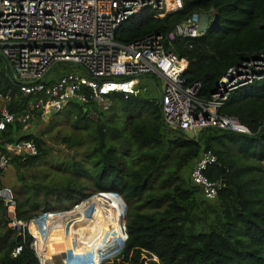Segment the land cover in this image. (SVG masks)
Wrapping results in <instances>:
<instances>
[{"label": "trees", "instance_id": "trees-1", "mask_svg": "<svg viewBox=\"0 0 264 264\" xmlns=\"http://www.w3.org/2000/svg\"><path fill=\"white\" fill-rule=\"evenodd\" d=\"M195 12L216 14L219 20L214 19L203 35L176 38L173 43L178 56L189 63L185 77L189 83L201 82L199 97L209 100L229 68L264 53V0H184L183 8L163 16L146 8L122 22L115 38L129 44L152 34L167 35ZM68 72L76 69L67 64L54 69L55 75ZM10 88L18 95L9 108L18 116L29 99L18 93L0 58V92ZM151 91H138L129 98L116 93L108 110L91 100L68 105L75 126L94 138L93 190L68 182L56 188L58 200H68L71 207L101 191L123 197L127 238L120 252L101 264H264V79L234 90L220 109L249 126L252 135L207 127L191 139L184 131L169 130L161 108L149 100ZM92 111H97V118L91 117ZM35 113L37 118L46 116L44 107ZM23 129L24 124L15 121L0 130V155L8 152L9 144L25 140L38 147L39 154L24 161L21 154L12 155L9 165L19 170L48 153L43 134L22 133ZM64 140L73 147L83 139ZM209 150L218 163L206 173L226 184L213 200L191 177L195 164ZM72 166L91 172L75 160ZM45 204L48 212L49 201ZM39 206L37 200L31 208L36 212L30 213L17 203L18 218L29 220L40 214ZM10 215L0 196V264H40L30 245L32 238L11 230ZM20 245L22 251L13 256Z\"/></svg>", "mask_w": 264, "mask_h": 264}, {"label": "built area", "instance_id": "built-area-1", "mask_svg": "<svg viewBox=\"0 0 264 264\" xmlns=\"http://www.w3.org/2000/svg\"><path fill=\"white\" fill-rule=\"evenodd\" d=\"M183 6L184 0H0L3 69L22 98L29 99L17 116L9 108L17 92L13 88L0 92V130L15 121L26 128L41 107L46 116L51 109L59 112L71 102L85 104L91 100L106 109L116 93L129 98L138 91L152 90L149 100L161 108L169 130L184 131L191 139H197L199 131L207 127L252 135L249 126L237 117L220 113V109L234 90L264 79V53L229 68L211 99L203 100L199 97L201 82L189 83L185 77L189 63L178 56L173 41L203 35L212 23L208 14L193 13L167 35L152 34L129 44L115 38L122 22L146 8L163 16ZM59 64L71 65L76 72L55 75ZM13 154H21L24 161L38 155L39 150L32 140L11 143L8 152L0 155V169H6ZM215 163L217 155L206 151L191 172L194 183L210 200L226 185L222 179L212 180L207 175L209 166ZM0 196L11 214V230L32 238L30 245L40 264L53 261L56 255L49 253L48 244L51 237L64 232V214L70 211H48L21 220L11 192L0 188ZM93 197V201L96 197L103 199L108 211L120 221V216L126 215L127 205L120 194L101 191ZM83 205L81 202L73 210ZM92 206L90 212L94 211ZM121 236L125 241L126 222ZM109 248L104 253L99 249L101 260L95 264L116 256L123 247ZM22 249V245L17 246L12 255L17 256ZM60 256L62 264H71L62 253Z\"/></svg>", "mask_w": 264, "mask_h": 264}, {"label": "rangeland", "instance_id": "rangeland-1", "mask_svg": "<svg viewBox=\"0 0 264 264\" xmlns=\"http://www.w3.org/2000/svg\"><path fill=\"white\" fill-rule=\"evenodd\" d=\"M211 21L212 23L214 22L213 16H211ZM147 83L149 86H152L150 82L147 81ZM111 103L112 102H110V105H112ZM98 107L102 108L103 110H108L109 108L108 107L105 109L100 105H98ZM53 114L55 115L53 116L52 120H50L52 115H48L43 118L36 117L34 119H31L33 121H30V124L26 128L24 127L22 131V133L32 132L35 134H43V137L45 138L47 143L48 153L42 156L38 160V162L34 163L32 166H28L20 170L13 165H8L4 172L0 175V180L2 182V186L0 188L9 190L14 201H16V204H19L20 202L23 203L24 209H26L30 213L36 212L33 209L31 210V208L33 207V205H35L37 200L40 204L39 210L37 211L38 213L47 212L45 209L47 205L45 204L46 200L49 201L48 205L49 208H51L49 210L50 212L66 210L70 211L67 212L68 214H70L76 211V213L74 214V218L79 214V218L77 221L78 227L80 229H85V227L88 226L89 223H92V220L93 223L95 222L92 218L96 213H100L101 207H99L98 205L92 206L95 210H91L93 212H91L89 215V219H91L90 222V220H87V218L85 217L86 205L73 210L75 208V205H79L81 202H84L88 197L74 203L70 207L71 203L68 200H58L57 191L55 190L56 188L65 186L68 182H76L87 185L88 192H92V176L94 175V165L90 157V151L94 143V138L90 132L82 130L75 126L74 120L72 118L71 106L65 107L61 111L54 112ZM97 115L98 114L92 116L91 114V117L95 119L97 118ZM68 136H72L75 139L82 138V143L78 146L70 147L68 142H64V138ZM72 155H75V157L73 158ZM74 160L82 163L87 169H91V172L82 173V170L73 168L72 163L74 162ZM34 185L43 186L44 189H39L36 191ZM48 188L52 190L51 193L47 195L45 193V190H47ZM97 193H95L94 195H96ZM63 196L65 197V193H63ZM88 206L90 207L91 204H89ZM112 206L115 207L114 204H112ZM82 208H85V210L81 212ZM125 216H120L122 226L124 225ZM110 217L112 219L111 225L113 226V230L119 231L121 234L120 220L113 215H110ZM65 235L66 234L63 232L59 235L62 241V251L65 258L68 257L66 259H68L69 262H72L70 257V254L72 253V250L70 248L71 243H67V235ZM60 257V254L56 255L53 258V261L49 264H62V257Z\"/></svg>", "mask_w": 264, "mask_h": 264}, {"label": "bare ground", "instance_id": "bare-ground-1", "mask_svg": "<svg viewBox=\"0 0 264 264\" xmlns=\"http://www.w3.org/2000/svg\"><path fill=\"white\" fill-rule=\"evenodd\" d=\"M90 204L91 206L94 204L98 205L99 207H101V209L100 213H96L92 218L95 222L93 223L92 220V223H89L88 226L85 227V229H80L78 227L77 221L79 218V214L74 218V214L76 213V211L74 213L64 214L67 225L64 228L63 233L67 235H65L67 243H71V264H95L96 260L100 262L101 259L100 255L98 254L99 249L100 252L104 253L105 251L111 249L109 247H115L117 249L121 248L123 243V238L120 232L113 230V226L111 225L112 219L110 217V215L112 214L108 211L105 201L98 197ZM84 210L85 208H82L81 212ZM97 217L100 218L98 219ZM87 220H90L91 222V219L88 218ZM48 247L49 253L51 255H58L62 253V255L64 256V253L62 251V241L59 235L52 237L51 242L48 244ZM50 262L52 261L48 260L47 264H49Z\"/></svg>", "mask_w": 264, "mask_h": 264}, {"label": "water", "instance_id": "water-1", "mask_svg": "<svg viewBox=\"0 0 264 264\" xmlns=\"http://www.w3.org/2000/svg\"><path fill=\"white\" fill-rule=\"evenodd\" d=\"M214 19L216 20V21H218L219 20V17L215 14L214 15ZM55 112V110L54 109H51L50 110V113L48 114V115H52L53 113ZM93 199H94V197H93V195L92 196H89L84 202H83V204L84 205H86V211H85V216H86V218L88 219L89 218V215H90V207L88 206L92 201H93ZM124 222H126V219H124ZM124 244H125V241H124V239H123V243H122V247L124 246Z\"/></svg>", "mask_w": 264, "mask_h": 264}]
</instances>
